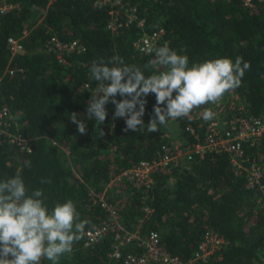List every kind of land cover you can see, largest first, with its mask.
<instances>
[{"label": "trees", "instance_id": "16d2710c", "mask_svg": "<svg viewBox=\"0 0 264 264\" xmlns=\"http://www.w3.org/2000/svg\"><path fill=\"white\" fill-rule=\"evenodd\" d=\"M6 2L16 8L0 15V106L15 118L9 131L26 140L31 152L1 143L0 180L19 172L29 192L43 190L49 209L71 199L81 219L90 222L85 232L108 216L98 198L90 196L94 190L116 209L127 232L139 226L143 237L157 233L161 248L181 262H188L204 235L213 232L226 245L197 264H264V136L254 145L243 143L244 165L254 163L262 172L254 187L247 185L244 171L232 166L228 154L214 152L154 171L147 186L124 177L115 180L140 162L157 160L162 147L183 154L204 144L205 136L218 127L217 117L202 119L204 108L225 115L224 128L238 116L264 122V0H255L250 9L241 0H122L136 9L144 27L118 33L107 28L108 8L94 0ZM159 29L171 49L189 57L190 65L243 57L250 68L241 86L226 93L217 102L220 107L204 105L150 133L146 125L153 115L154 94L145 97V126L136 132L124 131V118L112 119L114 105L109 102L104 123L87 120V134H79L68 118L76 112L86 119L87 102L97 87L89 73L92 61L103 58L107 63L119 55L146 76L154 74L157 69L148 66L154 56L137 52L132 44L142 31ZM9 39L18 40L23 52L12 56ZM52 39L76 42L83 50L60 54ZM25 160L31 161V168L24 166ZM42 179L51 182L41 184ZM113 243L112 231L93 246H85L83 237L60 264H124L127 254L143 253L131 243L124 246L120 259H111ZM41 264L51 262L42 259Z\"/></svg>", "mask_w": 264, "mask_h": 264}, {"label": "clouds", "instance_id": "9594fccd", "mask_svg": "<svg viewBox=\"0 0 264 264\" xmlns=\"http://www.w3.org/2000/svg\"><path fill=\"white\" fill-rule=\"evenodd\" d=\"M144 44L139 50L154 56L148 66L157 69L148 76L136 65L125 64L119 55L112 56L107 63L103 58L92 61L89 73L97 87L87 102L86 119L76 112L68 118L79 134H87V120L104 123L109 102L114 105L112 119L124 118V131L136 132L145 126L142 117L149 94H154L155 104L147 131L157 132L160 126L167 127L169 120L189 117L194 109L216 104L226 93L241 86L250 68L240 56L235 60L220 57L190 65L187 55L179 54L167 43L158 47L148 41ZM160 68L165 70L159 71ZM214 117L211 108H204V121ZM103 135L100 129V136ZM24 166L31 168V161L25 160ZM89 225L88 220L81 219L71 199L57 202L49 209L43 190L29 192L19 172L0 180V264H41L42 259L60 264L61 257L70 255L74 244L83 239Z\"/></svg>", "mask_w": 264, "mask_h": 264}, {"label": "built area", "instance_id": "2783aa9c", "mask_svg": "<svg viewBox=\"0 0 264 264\" xmlns=\"http://www.w3.org/2000/svg\"><path fill=\"white\" fill-rule=\"evenodd\" d=\"M53 1L48 0V3ZM254 1L241 0L243 6L248 9L254 7ZM94 2L108 8L109 21L107 28L112 33H118L119 30L133 26L143 30L144 21L139 17L136 9L126 7L122 0H94ZM15 8V5L3 0L0 3V15H4ZM142 32V35L132 44L133 48L141 54H145L139 50L145 46V41L151 42L157 47L167 43L163 29L152 33ZM52 42L60 54L63 51L80 52L83 50L76 42L61 44L55 39H52ZM9 45L12 56L23 52L18 40L9 39ZM87 87L86 85L83 89H87ZM14 124V116L5 106H0V144L7 143L9 146H15L19 151H29L27 141L9 131ZM190 132L193 134V131ZM262 136H264V122L262 120L253 116H238L226 128L215 127L211 133L205 136L204 144H197L193 150L186 151L183 154H174L170 149L162 147L157 160L140 162L134 169L125 171L115 180L124 177L129 181L134 180L138 184L147 186L150 174L154 171L161 170L176 160L186 164L193 155L214 152L215 154H228L232 166L236 170L244 171L247 185L254 187L259 184L262 172L258 165L254 163L249 166L244 165L247 160L244 158L243 143L248 142L250 145H254ZM89 194L92 198H98L102 207L107 211L108 216L100 226L85 232L84 245L93 246L103 235L112 231L114 233V243L111 246L109 258L120 259L124 246L131 243H135L137 247L143 250L141 255L127 254L123 258L124 264H197L206 261L212 253L226 245V241L222 237L213 232H207L193 253L192 258L188 262H181L161 248L157 233L150 232L143 237L139 226H136L135 231L127 232L120 223L116 209L107 204L104 194L98 197L94 190H90ZM146 212H149V210L146 209Z\"/></svg>", "mask_w": 264, "mask_h": 264}, {"label": "rangeland", "instance_id": "374dc122", "mask_svg": "<svg viewBox=\"0 0 264 264\" xmlns=\"http://www.w3.org/2000/svg\"><path fill=\"white\" fill-rule=\"evenodd\" d=\"M223 104V103H222ZM215 106H221V105H219V103H216L215 104ZM227 110H225V112H226ZM228 112V111H227ZM214 113H215V117H214V120H216V117L218 118L217 120H218V123H217V125L219 126V127H223L224 125H225V121L223 122V121H221V118L223 117V118H225L226 116L224 115V116H222V113L220 112V111H218V110H215L214 111ZM173 122H170V129H171V131H170V134H172V138L175 136V132H174V127H173V124H172ZM174 143V142H173Z\"/></svg>", "mask_w": 264, "mask_h": 264}]
</instances>
